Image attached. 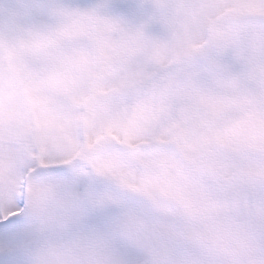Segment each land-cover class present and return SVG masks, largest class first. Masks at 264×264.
I'll return each instance as SVG.
<instances>
[{"label": "snow or ice", "instance_id": "1", "mask_svg": "<svg viewBox=\"0 0 264 264\" xmlns=\"http://www.w3.org/2000/svg\"><path fill=\"white\" fill-rule=\"evenodd\" d=\"M5 61L27 125L0 140V264H248L200 247L244 240L224 203L176 183L157 146L172 120L135 93L161 83L203 114L204 143L264 150V0H0ZM248 212L264 224V195Z\"/></svg>", "mask_w": 264, "mask_h": 264}, {"label": "rangeland", "instance_id": "2", "mask_svg": "<svg viewBox=\"0 0 264 264\" xmlns=\"http://www.w3.org/2000/svg\"><path fill=\"white\" fill-rule=\"evenodd\" d=\"M165 0H152L154 4H163ZM255 20L254 17L249 18ZM255 48L254 36L249 35L247 47L239 50V54H247ZM145 103L163 101L164 116L172 120L168 127L165 142L160 143L164 162H174L178 166L176 183L186 194L200 199L212 198L224 203L231 211V222L239 227L238 235L244 240V246L233 243L225 247L216 245H200L205 253L220 262H234L245 259L248 264H258L254 259L264 254V224L260 222V213L252 214L248 209L254 207L258 197L264 195V150L256 146H245L240 151H230L218 145H208L201 138V121L203 114L190 106L179 93H168L161 83L142 86L135 93ZM119 93L99 97L107 101L119 97ZM64 107L76 119L77 110L66 98ZM0 111L7 115L6 126L0 128V140H15L27 125L25 118L26 104L23 98L13 93L7 96V61L0 64ZM186 126L180 131L176 125ZM81 133L83 129H80ZM253 190V192L251 191ZM245 198L247 209L240 212L232 206V196ZM161 204L175 207L173 200L160 197ZM240 201V202H241ZM247 220V221H246Z\"/></svg>", "mask_w": 264, "mask_h": 264}, {"label": "bare ground", "instance_id": "3", "mask_svg": "<svg viewBox=\"0 0 264 264\" xmlns=\"http://www.w3.org/2000/svg\"><path fill=\"white\" fill-rule=\"evenodd\" d=\"M255 48L251 50L250 52L247 53V55L251 56L254 54ZM20 67L15 61L8 62L7 61V96L16 93L18 96L23 98L24 103L26 104V99L23 94V88L21 85V79H20ZM151 84V83H149ZM148 85V84H146ZM145 86V85H143ZM64 97H54L53 98V103L59 107L66 101H64ZM253 192V190H251ZM232 206L234 205L235 210H238L240 208V212L243 213L244 210L247 208V201L244 198L242 201L241 199H237L238 194H235L232 196ZM241 201V202H240ZM246 206V207H245ZM247 221V220H246Z\"/></svg>", "mask_w": 264, "mask_h": 264}]
</instances>
